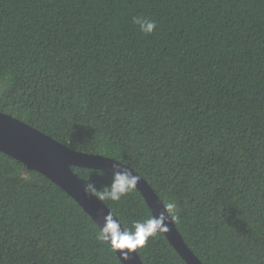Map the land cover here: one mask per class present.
<instances>
[{
  "label": "trees",
  "instance_id": "obj_1",
  "mask_svg": "<svg viewBox=\"0 0 264 264\" xmlns=\"http://www.w3.org/2000/svg\"><path fill=\"white\" fill-rule=\"evenodd\" d=\"M0 112L135 170L202 264H264V0H0ZM102 202L129 231L153 218L136 188ZM99 231L0 152V264H121ZM136 252L186 264L161 230Z\"/></svg>",
  "mask_w": 264,
  "mask_h": 264
},
{
  "label": "water",
  "instance_id": "obj_2",
  "mask_svg": "<svg viewBox=\"0 0 264 264\" xmlns=\"http://www.w3.org/2000/svg\"><path fill=\"white\" fill-rule=\"evenodd\" d=\"M0 152L22 163L27 170L38 172L55 184L74 200L99 229L103 227L104 217L112 211L97 197L85 192L86 185L73 173L71 167L106 171L112 174L113 165L117 169L127 167L133 175L140 178L136 189L144 199L152 217L158 218L161 212L165 213L167 228L161 231L175 252L186 264H202L184 242L172 218L165 212L166 207L161 199L147 181L131 167L118 164L115 159L103 155L71 149L27 123L2 112H0ZM113 216L117 219L114 214ZM114 252L121 264H143L136 251L129 253L127 258L122 257L119 250Z\"/></svg>",
  "mask_w": 264,
  "mask_h": 264
},
{
  "label": "clouds",
  "instance_id": "obj_3",
  "mask_svg": "<svg viewBox=\"0 0 264 264\" xmlns=\"http://www.w3.org/2000/svg\"><path fill=\"white\" fill-rule=\"evenodd\" d=\"M133 22L139 26L140 31L145 34H151L156 24L154 21L144 17H134ZM118 164L123 163L115 160ZM113 177L109 185L103 189H97L94 184L86 183L85 192L97 197L100 201L111 200L120 201L121 197L136 188L139 182V177L133 175L127 167L117 169L113 165ZM176 205L174 202H169L164 208L170 218L175 213ZM166 216L161 212L159 217H153L144 222H135L134 230L129 231L122 227L121 222L114 219L112 213H108L104 217L103 227L97 234L99 241L108 243L113 250H119L122 257L127 258L129 253L135 252L138 248L145 246L148 238L153 236L157 231L167 228L165 224ZM124 250H127L126 252Z\"/></svg>",
  "mask_w": 264,
  "mask_h": 264
}]
</instances>
